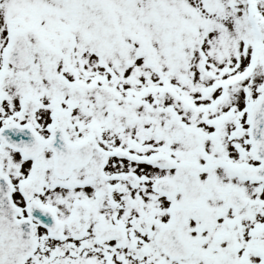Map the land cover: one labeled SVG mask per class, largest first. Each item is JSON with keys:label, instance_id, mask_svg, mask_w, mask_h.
Masks as SVG:
<instances>
[{"label": "snow or ice", "instance_id": "1", "mask_svg": "<svg viewBox=\"0 0 264 264\" xmlns=\"http://www.w3.org/2000/svg\"><path fill=\"white\" fill-rule=\"evenodd\" d=\"M0 264H264V0H0Z\"/></svg>", "mask_w": 264, "mask_h": 264}]
</instances>
